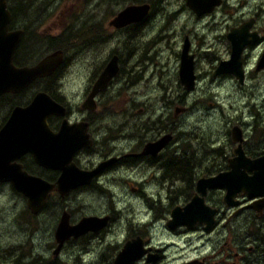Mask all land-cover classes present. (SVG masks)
I'll list each match as a JSON object with an SVG mask.
<instances>
[{"label": "rangeland", "instance_id": "374dc122", "mask_svg": "<svg viewBox=\"0 0 264 264\" xmlns=\"http://www.w3.org/2000/svg\"><path fill=\"white\" fill-rule=\"evenodd\" d=\"M14 1L7 0V6L16 7ZM32 1L44 8L42 19L41 17L32 19L34 21L32 32L38 41L32 42V54L36 53L42 56L45 53L44 48L47 49L49 45L44 38L45 35L58 34L65 22H67V25L71 24V28L75 33H79V36L81 29V34L85 36L102 35L99 45L94 44V41L91 40L79 43V37H71L70 47L67 48V56L61 65V77L54 79L55 85H60L61 81L63 84L65 77L70 79L68 81L65 79V93L73 101L70 108L72 111L74 110L76 116L82 115V111H75V109L79 105V102H76L81 100L83 98L81 96L84 94L83 84H81L79 78L81 59L79 53L83 51V46H85L87 53H89L88 68H91L98 61L103 63L115 50L114 54L120 53L121 70H127L131 74L128 79V84L132 82L130 85H125V79L120 76L121 79L115 81L108 92H101L95 97L96 107L90 113L91 116L96 118L93 124L99 119L101 123L118 124L116 134L119 132L121 125L124 124L127 133H129L128 127L133 125L132 133H129L133 138L128 137L133 146L137 142V140H134L135 136L146 140L148 136H154L158 132V127L161 129L162 126L164 127L166 123L171 121L172 116L168 120L166 117L178 106H184L178 113L179 127L177 131L182 136L181 139L184 138L185 145H189L190 138L188 135L192 132L193 134L198 132L199 135L211 136L210 139H212L214 145L212 149L217 147L221 140L225 141L226 139L225 127L228 121H232L234 110L240 112L243 120L247 122L258 117L262 124L261 131H264V66L258 70L255 69L261 53L259 51L260 45L254 48V53L247 62L248 72H246L245 80L243 79L245 85L243 84L244 87L242 88L233 81H226L222 84L221 81H218L219 79L211 81L209 83L211 86L206 87L205 83L208 82L209 76H201L194 92L185 90L179 82V53L183 35H186L189 40L188 53L194 52L195 54L194 77L195 73L199 75L205 72V75H208V66L211 61L209 58L212 54L210 51L213 48L217 49L216 52L224 50V55L228 53L224 41L218 42L212 40L211 37L214 33L216 35V32L223 30V28H220L222 25L212 28L210 27L211 24L207 25L206 21L211 19L209 15L195 19L196 17L185 5L184 0H23L22 2H27L30 5ZM142 3H150L155 6L145 18L149 21L146 25L140 27L137 32L133 33L131 28H126L127 23L118 27L110 23L117 12L125 6ZM227 3L223 5V8L217 10L215 20H236L238 15L244 13L249 17H255L256 15L258 23H264V0H227ZM240 3L245 6L242 11L238 12ZM260 5H263V10H260ZM76 11L79 12V16L74 20H69L68 16L71 13H76ZM20 13L22 18L27 21L31 17V8H25ZM130 35L140 37V39L131 45L130 42H127L128 46L136 49L134 53L127 56L124 52L123 42ZM212 44L213 46H211ZM140 54L144 56L142 59L139 58ZM33 61L35 60L33 59ZM137 73L140 78L136 76ZM134 78L137 79L134 80ZM202 94L203 98L201 97ZM208 96L209 98L206 99ZM103 100H108L110 103H104ZM162 100L171 103L170 112H168V108L164 106ZM6 111V107L0 108V121L5 116ZM141 123L146 129L141 132L135 130L134 125ZM151 126L153 128H149ZM246 129L247 134H250V127H246ZM98 139L100 148L104 145V142L100 140L99 136ZM249 143V148L253 151L263 152L261 149H264V133L259 136V132H257ZM108 146L113 148L124 146V144L119 145L113 142L109 143ZM112 152L117 155L123 151ZM107 153L108 151H96L95 154L88 157V160L95 161L99 156ZM162 153L170 154L171 157L173 154L174 157H180V160L186 158L180 154V151L160 152V154ZM161 158L163 157L159 156V161L162 164ZM156 164L155 161L148 165L149 172L146 177L148 186L138 188L143 193L135 189L131 190L129 186L112 187L111 192L113 195L110 202L108 197L97 195L89 190H83L71 194L65 201V207L69 209L75 220L82 213L91 212L94 209H114L115 214H118V219L116 218L117 220L111 226L117 228L118 234L110 239L116 241V246L121 247L124 239L125 232H122L121 228L130 227L135 229L137 226L147 228L148 234L152 236L153 242L156 243L155 247L163 248L160 251L165 258L163 264H182L184 261L195 258V256L199 258V256L209 253L213 247L218 249L219 244L223 245L224 248L227 247L226 249L231 253L232 249L238 250L236 244L238 235L245 244L243 249L246 251L244 264H264V219H261L256 212L254 214L248 200L232 206L225 204L220 198L222 194L219 195L218 190L220 189H216L208 195L206 204L219 208L220 214H214V217L217 215V219L219 216H225L224 211L238 213V215L234 214L228 217L226 227L219 224L213 233L209 234L202 230L201 226L189 229L191 232L186 233L182 231L183 228H178L182 224L175 226L174 229L169 228L166 222L170 218V209L174 205L183 204L186 198L184 194H179L184 191L172 192L171 199L167 197V191L173 190L181 184V181L175 180L173 182L176 178L173 175L170 176V179H163L160 167L156 171ZM201 170L197 167L196 174H199ZM132 173L135 174L134 170ZM135 176L140 179L138 175L135 174ZM169 180L170 182L172 180L173 183H170ZM161 186H163V189L159 192ZM177 194H179L178 197ZM174 196L177 199L175 198L173 201ZM145 198L147 201L144 203ZM12 199L19 202L8 189H0V264H11L13 262L20 251H11L12 249H29L30 247L28 226L23 223V219H17L18 223L12 221L16 219V210L23 205L21 203L13 204ZM78 200L85 201L86 205L89 206L84 208L83 211L78 209L74 205L78 203ZM60 207L55 197L52 198L50 206L40 213L39 217H41L43 223L52 219L57 212H60ZM120 214H125L124 216L127 217L126 223L122 217H118ZM222 220L224 221V217ZM222 220L219 219V222ZM214 221L216 220L214 219ZM43 223L40 224L41 228L33 234V242L37 249L44 250V248H47L51 250L54 245L51 232H49L48 238L44 237L48 231H46V234L43 233V228H46L45 225L48 226V223ZM215 224H212L208 230L214 227ZM172 230L176 233L178 231L182 232L180 233V240L174 236ZM112 244L114 242H111V245H106L107 248L103 250L100 243L95 242V254L93 252L90 255L80 253L83 246L76 245L69 249L72 256L68 264H90L89 260L95 264H112L115 255L113 251L115 246ZM247 246H251L250 250H247ZM97 253L101 255L98 256ZM76 256L78 260L75 261Z\"/></svg>", "mask_w": 264, "mask_h": 264}, {"label": "flooded vegetation", "instance_id": "af4514ba", "mask_svg": "<svg viewBox=\"0 0 264 264\" xmlns=\"http://www.w3.org/2000/svg\"><path fill=\"white\" fill-rule=\"evenodd\" d=\"M185 3V0H184ZM149 4V8L145 16L141 20L132 21L127 23L126 28H131L133 30V33L137 32V30L146 25L148 19H145L149 13H151L153 4ZM227 0H220L219 4L214 6L209 12L202 13L200 15H197L193 10H191L185 3V5L191 10V13L197 18L204 17V16H210V21H206V24H211V28L215 27L217 25H222L220 28L223 30L216 32V35H212V40L221 42L224 41L226 48L228 50V53L224 55V50L220 52H216V48H213L210 52L212 53L209 60V66H208V75H205V72L197 75L195 73V79H194V85L191 89L193 92L196 90L198 83L200 81L201 76H209V80L207 83H205V86H211L209 84L211 81L215 79H219L218 81H221L222 84L226 81H233L237 86H240L241 88L244 87L245 83L243 82L246 77L247 71V62L251 58L252 54L254 53V48L257 45H260V52L264 48V23L259 24L256 15L254 16H248L242 13L241 15H238L236 20H230V19H220L215 20L214 17L216 16V12L219 8H223V5H226ZM245 5L242 3L239 4L238 12L242 11ZM9 12H10V20L8 22L7 31L12 30H20V37L17 42V44L14 47L13 55H12V64L15 66H30L32 67V64L36 63L44 54L52 52L53 50H56V48H53L51 45H48L47 49H45V53L40 56L35 61H32V45L35 42H38L36 40V37L33 35L32 32V23L34 22L33 18H39L41 19L44 16V8L40 5L35 4V2L32 1V4L28 6V8H31V17L28 18L27 21H25L21 16V11L12 12V7L7 6ZM260 10H263V5H260ZM17 14V16H16ZM18 18V19H17ZM247 29H243L242 34H247L244 39L240 38L239 34L236 38V45H240L244 43L240 50V65L242 69L243 78L242 81L236 76V71L239 70V66L236 64V61H233V67L230 69V71L227 72H215L217 69V66L219 65L220 61H226L230 59L233 49L238 48L233 46L229 34L232 33V31L237 32L239 27L241 25H245V23H249ZM71 23V22H70ZM26 24V25H25ZM71 27V24L67 25V22L62 24V30L56 35H45V40L48 43H51L54 41L56 37L65 36L66 43H70V38L72 35H69L68 31ZM82 29L80 30V36L78 34L77 38L79 37V43L82 41H94V44L100 43L101 36L100 34L96 35L95 37H91L90 35H83L81 34ZM207 34V33H206ZM208 37V36H206ZM134 37L133 35H130L129 37L125 38L124 40V47H125V54L128 56L131 53H134L136 49H132V47L127 45V42H130V45L132 43H135L140 39V37ZM240 38V39H239ZM254 38V39H253ZM43 39V38H42ZM112 39V38H111ZM136 39V40H135ZM187 40L189 42L186 35H183L182 37V45L184 43V40ZM208 39V38H207ZM235 39V38H234ZM33 42V43H32ZM213 46V44L211 45ZM70 46L66 47L65 49H60L62 51V62L67 56V52ZM182 47V46H181ZM59 49V48H57ZM234 49V50H235ZM181 52V51H180ZM115 53V50L113 53L107 57L106 60H104L103 63L96 62L94 63L91 68H88L87 61L89 59V53H87V49L85 46H83V51L80 54V72H79V78L81 79V84H83V90L84 94L81 96L83 97L81 100H78L76 103L79 102L78 108L75 109V111L79 110L82 111V115L76 116L74 113V110L72 111L70 106H72L73 101L69 99V96L66 92V77L64 78V82L62 84V81L60 82V85L54 84V79L61 77V65L62 62L52 71L50 74L43 76V77H36L34 80H30L28 83H26L24 86L20 87L16 91H4L0 93V108L6 107V114L0 121V128L5 124L8 117L10 116L13 109L16 107H27L32 102V97L34 94H36L39 91L46 92L55 102L63 106L64 113L61 114H55L50 113L46 116V123L48 125V128L52 130L53 132H56L59 130L63 120L65 119L67 122V125H74L70 127L69 131L67 133H71L72 135H75V139L78 137L81 143H85L89 140V144H82L78 148H75L72 153V162L73 164L82 170L91 171L95 168H97L101 163V166L98 167V169L92 174V176L85 182L77 185L73 190H71L66 195H61L56 190H52L48 197L46 198L44 204L40 206L38 211L36 213H33L30 211V209L27 206V197L19 190L16 189V185L19 187H24L25 184H32V176H38L41 179L47 181V182H56L58 177L61 175L62 170L57 167H53L52 165V155L53 151H46L47 152V158L45 160V164H41L36 159L35 155L32 153V151H20L18 156L16 158L11 159V163H14V175L17 177L16 183L14 180L11 179V176H7L5 179L0 180V189L6 188L8 191L15 196L19 200V202L12 199L13 204L21 203L23 206L21 208H18L16 210V219L12 220L14 223H18L17 219L22 220L25 225L28 226V241H29V249L22 248V249H12L11 251H17L19 250V254L15 259H13V262L11 264H68V261L70 257L72 256L70 252V248L81 245L82 250L80 253H87L86 255H90L94 252L95 246L94 243H100L103 250H105L107 247L106 245H111V242H114V259L112 261V264H115V258L117 253L120 251L121 248L127 243H133L134 248L137 250L139 256L136 258H133L132 260L126 262L125 264H163L165 258L161 249L155 247L156 243L153 242L152 236L148 234V229L144 228L143 226H137L135 229H131L130 227L127 228H121L120 230L122 232H125L124 239L122 241V246L119 245L116 246V241L111 240V237H115L116 234H118V230L116 227H112L111 225L118 219L117 215L115 214L114 209L107 208L106 210L103 209H94L91 212H85L82 213V215L75 220V218L72 217V214L70 213L69 209L65 206V201L69 198L71 194L78 193L79 191L83 190H89L92 193H95L97 195H101L104 197H108L109 200L112 197L111 188L112 187H123V186H129L131 190L135 189L139 191L140 193H143L142 191L138 190L141 186H148L146 183V177L148 176V165L152 162H157L156 164V171L159 170L161 176L163 179H170V176H176L174 178L173 182L175 180L181 181V184L176 186L173 190L167 191V197L171 199L172 192H179L184 191V194L186 200L183 204H177V205H184L189 199L195 194V186L196 182L200 177H210L214 176L220 172L228 171L229 170V164L228 159L233 156L232 150L236 148L237 142H232L231 140V129L232 127H236L239 130L240 136L242 137V141L240 143L242 150L247 156H250L251 158L257 157L264 153V149H261L263 152H256L249 148V141H251L257 132H259V136L264 133V131H261V121L258 120V117L253 118L251 121L247 122L244 121L241 113L234 110V116L232 117L231 122H227L225 127V141H220L219 145L217 147L213 148V142L211 136H203L199 135L197 133H190L188 137L190 138L189 145L184 144V138L180 136V133H178L177 128L179 127L178 122V113H175V110L173 112H170V102H167L166 100H162L165 107L168 108V116L166 119L168 120L172 116V120L165 124V126L160 129L158 127V132L154 134V136H148V139L143 140L142 138L139 139L138 136H135L134 140H137L135 146L131 143L128 137L133 138V136L129 135V133H132L133 125H130L128 127V132L124 128V124L121 125L119 132L116 134L117 125L113 123H101L100 119L96 121L93 124V121L96 119L94 116H91V113L93 109L96 107V100L95 97H97L101 92L105 93V91H109V89L112 87V85L117 82L119 79H121L120 76H122L123 79H125V85L128 84V79L131 76V74L126 70H121V58L119 56L120 53ZM260 53V55H261ZM100 54V52H99ZM193 54L194 57V64H193V70L195 72V54L194 52L190 53ZM116 56V65L117 69L114 72V74L107 80L105 86L96 92L92 93V88L95 84V82L99 79L104 67H106V64L108 61L112 58V56ZM144 56L140 54L139 58H143ZM179 62H180V53H179ZM180 65V64H179ZM88 69V71H86ZM256 69V67H255ZM179 70V69H178ZM258 70V69H256ZM67 73V72H66ZM127 75V76H126ZM67 76V75H66ZM138 78H140V75L137 73L136 75ZM179 76V75H178ZM199 76V78H198ZM137 78H134L136 80ZM244 79V80H243ZM67 81L70 79H66ZM133 80V81H134ZM180 82V80H179ZM181 83V82H180ZM244 84V85H243ZM208 90V89H207ZM58 91V93H57ZM111 97V96H110ZM203 98V94L201 96ZM112 98V97H111ZM206 97V99H208ZM195 101V100H193ZM104 103H110L108 100H103ZM196 102V101H195ZM75 103V104H76ZM74 104V105H75ZM176 107V106H175ZM174 107V108H175ZM184 106H178V108H183ZM29 119V120H28ZM18 120V117L15 119V121ZM28 120V121H27ZM30 122V124H26L28 127H32V110L31 114L28 118H22L21 122ZM64 123V122H63ZM25 125V124H24ZM246 127H250V134H247ZM149 128H153L152 126ZM135 130H139L140 132L145 130V126L141 124H135L134 125ZM74 133V134H73ZM85 134H87L85 136ZM166 134L170 135L169 139L165 144L162 145V148L160 147L157 149L156 154L152 155L150 153H143L144 148L146 144L153 143L164 137ZM98 136L100 140L104 142V145L99 148L98 145ZM83 138V139H82ZM208 138V139H207ZM193 139V141H191ZM79 141V142H80ZM84 141V142H83ZM117 143L119 145L124 144V146L120 147H113L109 148L108 144L110 143ZM257 150V149H256ZM96 151H108V153L105 155L99 156L98 159L95 161L88 160V157L92 154H95ZM112 151H123L119 152L117 155L113 154ZM164 151H180V154L185 156L187 160V164L182 165L180 163V157H174L172 154V157L170 154L162 153ZM214 151V152H213ZM214 153V154H213ZM49 154V155H48ZM160 154V155H159ZM51 155V156H50ZM50 156V157H49ZM159 156L163 157L161 158L162 164L160 163ZM48 159V160H47ZM51 160V161H50ZM173 162V163H172ZM159 163V164H158ZM199 168L200 171L199 174H196V169ZM134 170L135 174L139 176L140 179H138L132 171ZM86 176L83 175V179H85ZM162 181L160 180V183ZM170 182V180H169ZM172 180L170 183H173ZM23 185V186H21ZM163 185V184H162ZM179 188V189H177ZM214 188V189H213ZM213 188H207L206 193L204 195V200L207 203L206 198L208 197L211 192L218 190L220 198L222 199V196L224 195L225 189L224 187H213ZM163 186H161L162 191ZM157 192V194H159ZM177 194V197L178 195ZM58 201L60 204V212H57L55 216L52 217V219L45 221L44 223H48V226L45 225L46 228H43V233L47 234L44 236L45 238H48L49 232H51V237L53 240V248L51 250L44 248V250L37 249V246H35L33 240H34V233L40 229V224L43 223L40 213L47 209L50 206L51 199L54 198ZM174 196L172 199L176 198ZM142 198V197H140ZM236 199L240 202L247 201L248 204H250L249 199H246L243 193L239 192L236 196ZM143 200V198H142ZM145 201L147 199L145 198ZM111 202V200H110ZM147 203V202H146ZM238 203V204H239ZM75 207L82 210L84 208H87L89 205H86L85 201L78 200V203L74 204ZM227 206V205H226ZM216 208L215 214L219 213V208L216 206H212ZM255 214V210L251 208ZM170 212V211H169ZM88 213V214H86ZM125 213V212H124ZM63 214H67V224L68 225H75L77 224L83 217L87 216H97V217H106V224L103 227L97 228V229H87L85 231H81L78 234H69L67 236H64L62 240H58L55 237L56 234V227L59 223L60 218L63 216ZM225 214L224 221L222 220L223 217L219 216L217 219V215L214 217L216 221L213 222L214 227L206 229L204 227V224H191L186 225L182 224L178 228H183V232H191L189 229L192 228H199L198 226H201V229L206 231V233H213V231L217 228L219 224L221 226L226 227L227 225V219L231 215L233 216L235 213H228L226 211L223 212ZM257 214V212H256ZM120 214L118 217H122L123 221L125 222L127 220V213ZM235 215H238L235 214ZM260 216L261 219H264V207L262 209V212L260 214H257ZM117 218V219H116ZM219 219L222 221L219 222ZM43 223V224H44ZM126 223V222H125ZM32 227H35L32 229ZM174 229V228H173ZM171 231V230H170ZM173 231V230H172ZM174 232V236L180 240V236L182 233L181 231H178V233ZM58 235V234H57ZM47 240V239H45ZM159 244V243H158ZM237 248L238 250L232 249V252L229 253V251L223 247V245L219 244V248L216 249L213 247L211 251L205 255L199 256V258H192L190 260L184 261L182 264H186L187 262L191 260H197L201 264H244V254L246 253L244 249V243L243 240L239 237L237 238ZM120 247V248H119ZM250 250L251 246H247ZM119 248V249H118ZM33 249V250H32ZM101 249V248H100ZM95 254V252H94ZM98 256H100V253H97ZM73 258V257H72ZM91 259V258H90ZM164 259V260H163ZM230 259V260H229ZM236 259V260H235ZM74 260H78V257L76 256ZM235 260V261H234ZM90 264H95L93 261L89 260Z\"/></svg>", "mask_w": 264, "mask_h": 264}, {"label": "water", "instance_id": "95a60500", "mask_svg": "<svg viewBox=\"0 0 264 264\" xmlns=\"http://www.w3.org/2000/svg\"><path fill=\"white\" fill-rule=\"evenodd\" d=\"M219 2L220 0H185L186 5L197 15L209 12ZM148 8V3L127 5L117 12L110 23L118 27L132 21L141 20L147 13ZM9 20L10 12L7 8L6 0H0V93L16 91L31 79L34 80L36 77L50 74L62 61V51L56 49L46 53L36 63L32 64V67L13 65L12 55L20 37V30L7 31ZM249 25L250 22L245 23V25L239 27L237 32L232 31L229 34L234 44L233 46H238V48L233 49L230 59L220 61L215 72L230 71L233 67V61H236V64L240 67L236 71V76L242 81L240 50L245 42L236 45V34H239L240 38L244 39L248 33L242 35L241 33ZM263 66L264 48L257 61L256 69H260ZM116 69V56L113 55L106 67H104L99 79L95 82L91 94L103 88ZM178 75L184 89L191 90L194 85L193 60L192 54L188 53V42L186 39L181 47ZM31 110L32 127H28L26 124H30V122H27L29 119L24 122H21V120L22 118H28ZM180 110L182 109L176 107L175 113ZM62 112L64 113L63 106L55 102L46 92L39 91L34 94L32 102L27 107H16L13 109L5 124L0 128V180L10 175L11 179L16 183L17 177L14 175V163H11V159L16 158L20 151H32L38 162L43 165L47 158L46 151H53L52 166L62 170L61 175L54 183L47 182L38 176H32L31 185L25 184L24 187L16 185V189L28 198L27 206L33 213H36L40 206L44 204L52 190H56L61 195H66L77 185L84 181L86 182L98 167L104 164L101 163L91 171L79 169L73 164V150L82 144L88 145L89 140L81 143L79 140L81 137L74 138L78 134L67 133L70 127L74 125H67L65 119L56 132L48 128L46 116L50 113L61 114ZM17 117L18 120L15 121ZM231 131V140L232 142H237V146L232 150L233 156L228 159L229 170L210 177H200L196 182V192L189 201L182 206L174 205L170 209V218L166 222L169 228H174L180 224L202 223L207 229L213 224L216 208L209 206L204 200L207 188L224 187L225 192L222 200L225 204L231 206L239 203L236 196L241 192L247 199L251 200L249 206L257 214L262 212L264 207V153L253 158L247 156L240 145L242 137L238 128L232 127ZM169 137L170 135L166 134L158 141L146 144L143 153L156 154V150L162 147ZM83 175L86 176L85 179H83ZM106 219V217L87 216L83 217L75 225H68L67 214H63L57 224L55 237L60 241L69 234L76 235L87 229L103 227L106 224ZM139 254L134 248V244L127 242L117 253L115 264H125L133 258H137ZM186 264L201 263L197 260H191Z\"/></svg>", "mask_w": 264, "mask_h": 264}, {"label": "trees", "instance_id": "16d2710c", "mask_svg": "<svg viewBox=\"0 0 264 264\" xmlns=\"http://www.w3.org/2000/svg\"><path fill=\"white\" fill-rule=\"evenodd\" d=\"M23 0H15L14 1V4L16 5V7L12 6V12H17V11H24L25 8H28L29 6V3L27 2H22ZM16 10V11H14ZM79 16V12L76 11V13H71L69 16H68V19L69 20H74L76 19L77 17ZM26 25V24H25ZM72 27V26H71ZM69 28V35H72V37H76L78 36L79 33H75V31L72 29V28ZM66 40V37L65 36H61V37H56L54 39L53 42L49 43V45H51L53 48H59V49H65L66 47L70 46L69 44L70 43H66L65 42ZM40 57V55H37L36 53H33L32 54V61L33 59L36 60ZM180 163L182 165H186L187 164V160L186 159H183V160H180Z\"/></svg>", "mask_w": 264, "mask_h": 264}]
</instances>
